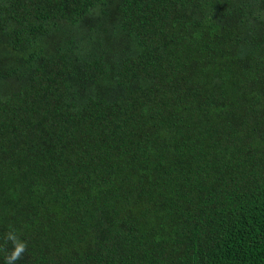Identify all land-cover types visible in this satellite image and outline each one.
I'll return each mask as SVG.
<instances>
[{"label": "trees", "instance_id": "obj_1", "mask_svg": "<svg viewBox=\"0 0 264 264\" xmlns=\"http://www.w3.org/2000/svg\"><path fill=\"white\" fill-rule=\"evenodd\" d=\"M264 264V0H0V264Z\"/></svg>", "mask_w": 264, "mask_h": 264}, {"label": "clouds", "instance_id": "obj_2", "mask_svg": "<svg viewBox=\"0 0 264 264\" xmlns=\"http://www.w3.org/2000/svg\"><path fill=\"white\" fill-rule=\"evenodd\" d=\"M4 241L12 244V248L7 251L4 264H15L27 251V243L21 240L15 230L12 229L5 234Z\"/></svg>", "mask_w": 264, "mask_h": 264}]
</instances>
